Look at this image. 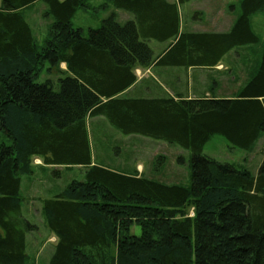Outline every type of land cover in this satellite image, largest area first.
Returning <instances> with one entry per match:
<instances>
[{
  "label": "trees",
  "instance_id": "obj_1",
  "mask_svg": "<svg viewBox=\"0 0 264 264\" xmlns=\"http://www.w3.org/2000/svg\"><path fill=\"white\" fill-rule=\"evenodd\" d=\"M37 1L0 0V135L7 139L0 142V264H28L27 236L42 228L56 239L44 264H264V159L256 176L204 153L215 135L247 152L264 139V48L234 98L119 96L135 85L137 69L213 68L237 47L257 44L249 18L264 0H243L235 26L222 34H180L178 5L190 0H109L133 20L122 24L114 14L87 35L73 20L89 0H41L49 21L42 45L21 12ZM171 39L155 60L148 40ZM53 71L58 79L42 78ZM89 118L187 150L190 182L94 165ZM35 159L44 169H87L41 200V225L23 213L22 179L33 176Z\"/></svg>",
  "mask_w": 264,
  "mask_h": 264
},
{
  "label": "rangeland",
  "instance_id": "obj_2",
  "mask_svg": "<svg viewBox=\"0 0 264 264\" xmlns=\"http://www.w3.org/2000/svg\"><path fill=\"white\" fill-rule=\"evenodd\" d=\"M173 1L177 3L178 0ZM242 1H188V3L183 4L181 12L183 32L211 31L212 24L210 27L207 25L206 17L211 16V9L214 8L220 9L219 11L224 15L222 25L224 24L223 27L230 32L241 16L240 6ZM88 5V9L80 10L73 20L74 27L81 28L85 35L88 34L89 29H96L101 26V23L111 15L115 14L116 20L122 24L128 20L125 12L115 8L109 3V0H89ZM46 10L47 6L39 0L21 11L33 29L39 45L44 43L45 35L48 33L49 21L44 18ZM234 19L236 21H232L233 24L231 25L230 20ZM249 19L253 33L259 38L257 44L237 47L232 50L229 54L230 59H227L224 65L222 63L218 66V73L214 69L177 68L176 73L181 80L179 85L177 82V86L187 87L188 83V85L190 84L188 87H191L197 81L198 87L203 90L207 89L205 94H209L208 90L212 91L213 84L216 81H220L222 83H215L213 90L222 93V97L234 98L246 80L249 79V76L259 66L261 52L264 48V10L250 16ZM210 20L214 25L219 23L218 21L213 20V22L212 19ZM228 22L229 25L226 27ZM168 45L152 44L155 60L158 61V58ZM60 68L64 72L67 70L65 64H62ZM167 71L168 74L172 75L165 76L162 70H155L154 68L137 69L135 71L137 82L128 90V94L125 91V94L121 97L145 98L147 95V97L163 98L166 93L174 94L168 83V81H173V75L175 74L172 71L174 70L168 67ZM228 71L230 72L229 74ZM222 74L224 76L220 77ZM191 76L192 78H190ZM193 77H196L195 80ZM42 78L58 79L59 74L55 71L50 74L44 73ZM192 95L191 98L197 97L196 95L192 97ZM88 133L94 165L102 164L110 170L120 173H138L139 177L143 176L163 181L166 184H181L190 180L188 161L191 159V154L177 145H170L165 141L138 136L126 137L118 131L112 130L108 122L101 118L88 119ZM6 140L4 135H0V142H6ZM263 142L264 139H261L253 150L247 152L232 146L223 136L215 135L206 145L204 153L218 162L229 163L239 168L244 167L257 176L259 166L264 159ZM42 163V161H34L33 176L22 179V195L25 199L23 213L25 216L37 217L40 225L43 222L41 200L59 193L73 181L82 180L87 171L86 168L77 166L70 168L67 166L47 167V169H44ZM53 171H59L58 177L53 176ZM43 229L37 234L27 236V254L30 257L28 264H44V258L49 256L53 250L51 247L56 242V239ZM140 232L139 227L133 228V233L136 235H139Z\"/></svg>",
  "mask_w": 264,
  "mask_h": 264
},
{
  "label": "crops",
  "instance_id": "obj_3",
  "mask_svg": "<svg viewBox=\"0 0 264 264\" xmlns=\"http://www.w3.org/2000/svg\"><path fill=\"white\" fill-rule=\"evenodd\" d=\"M169 3H175L173 0H167ZM182 7H183V5L182 4H179L178 5V9H179V20H180V34L181 33H183V24H182V14H181V12H182ZM212 10V13H210L211 14V16L209 17V16H207L206 17V22H207V25H209V27H210V25L212 24V28H210L211 29V31H208V30H205V31H203V33L204 32H211V33H229V31H227V29H225L223 26H224V24L222 25V22H223V18H224V15H222L221 14V12L219 11L220 9H218V8H214V9H211ZM222 10V9H221ZM215 13V14H214ZM125 15H127L126 16V18L128 19L127 21H131V20H133V16L131 15V14H129V13H125ZM124 15V16H125ZM239 15V14H238ZM210 19H212V21L214 20V21H218L219 23H218V25H214L212 22H211V20ZM213 21V22H214ZM231 21V25L233 24V22L232 21H236L235 19L234 20H230ZM229 21V22H230ZM229 22L228 23H226V27L229 25ZM206 27H208V26H206ZM230 27V26H229ZM196 32H200V31H196ZM148 43H150V46H151V48H152V44H156V45H163V44H169L164 50H163V54L169 49V47H170V45H172L173 43H174V40L173 39H171V40H168L167 42H158V41H154V40H148ZM162 54V55H163ZM230 54V53H229ZM229 54H227L220 62H219V64L216 66V67H213V68H191V69H200V70H202V69H206V70H211V69H214V70H217V73L219 72V65L220 64H222L223 63V65L226 63V61H227V59H230L229 58ZM152 68H154L155 70H157V69H159V70H162L163 71V73L165 74V76L167 75H172V74H168V71H167V68L168 67H156V66H154V67H152ZM172 70H174V71H172L175 75H173V81H168V83L170 84V88L172 89V91H173V93L174 94H171V93H166V95H169L170 97H178V96H183V95H185L186 96V94H187V97H190L191 98V95L192 94H194V95H192V97L193 96H197V97H199V98H201V97H210V96H214V97H222V93H219V92H216L215 90H213L214 89V87H215V83H217V84H221L222 82H220V81H216L214 84H213V86H212V91H210V90H208V93L209 94H205V92H206V90L207 89H201V87H198V84H197V81H195L194 82V84L196 85H194V84H192L191 85V87H188L189 85H188V83H187V87H178L177 86V82H178V85H179V83H181V80H180V77L178 78V74L176 73V67H170ZM226 70H228V69H226ZM195 73H196V71H194ZM230 72L228 71V74H229ZM207 75H209L208 73H207ZM210 76V75H209ZM222 76H224L223 74L222 75H220V77H222ZM190 78H192V76L190 77ZM194 78V80H195V78L196 77H193ZM223 82H224V80H223ZM212 84V83H211ZM183 90H185L184 91V93H182V91ZM238 90V89H237ZM127 92V94H128V90L126 91ZM167 92V91H166ZM123 94H125V92L123 93ZM123 94H121V95H119V96H122ZM219 94H221V95H219ZM176 95V96H175ZM145 98H149V97H147V95H146V97ZM139 171V170H138ZM140 172V171H139Z\"/></svg>",
  "mask_w": 264,
  "mask_h": 264
}]
</instances>
